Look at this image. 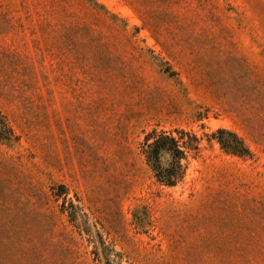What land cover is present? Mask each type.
<instances>
[{"label": "rangeland", "instance_id": "obj_1", "mask_svg": "<svg viewBox=\"0 0 264 264\" xmlns=\"http://www.w3.org/2000/svg\"><path fill=\"white\" fill-rule=\"evenodd\" d=\"M0 264H264V0H0Z\"/></svg>", "mask_w": 264, "mask_h": 264}, {"label": "trees", "instance_id": "obj_2", "mask_svg": "<svg viewBox=\"0 0 264 264\" xmlns=\"http://www.w3.org/2000/svg\"><path fill=\"white\" fill-rule=\"evenodd\" d=\"M216 139L225 151L239 155L247 153L233 133L219 129ZM198 146L199 138L192 132L177 128L153 129L145 135L142 150L156 180L166 186H175L185 175L189 153L197 151Z\"/></svg>", "mask_w": 264, "mask_h": 264}]
</instances>
